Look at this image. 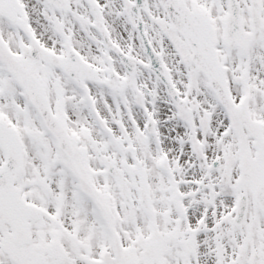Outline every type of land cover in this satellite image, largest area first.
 Instances as JSON below:
<instances>
[{
	"label": "snow or ice",
	"instance_id": "snow-or-ice-1",
	"mask_svg": "<svg viewBox=\"0 0 264 264\" xmlns=\"http://www.w3.org/2000/svg\"><path fill=\"white\" fill-rule=\"evenodd\" d=\"M0 264H264V0H0Z\"/></svg>",
	"mask_w": 264,
	"mask_h": 264
}]
</instances>
